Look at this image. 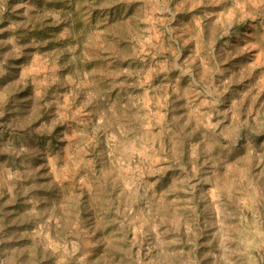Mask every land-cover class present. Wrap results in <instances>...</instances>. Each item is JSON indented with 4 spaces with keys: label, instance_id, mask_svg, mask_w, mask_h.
Masks as SVG:
<instances>
[{
    "label": "rangeland",
    "instance_id": "rangeland-1",
    "mask_svg": "<svg viewBox=\"0 0 264 264\" xmlns=\"http://www.w3.org/2000/svg\"><path fill=\"white\" fill-rule=\"evenodd\" d=\"M0 264H264V0H0Z\"/></svg>",
    "mask_w": 264,
    "mask_h": 264
},
{
    "label": "trees",
    "instance_id": "trees-1",
    "mask_svg": "<svg viewBox=\"0 0 264 264\" xmlns=\"http://www.w3.org/2000/svg\"><path fill=\"white\" fill-rule=\"evenodd\" d=\"M36 31H38L39 33H44V34H46V32H45V30L44 29H40V30H37V29H33V30H31L30 31V33L31 34H36ZM49 35V34H48ZM20 61L21 60H17V63H20ZM29 93L28 92H26V91H24V92H19L18 94H17V99L18 100H22V99H25L26 98V100H30L31 99V97H29Z\"/></svg>",
    "mask_w": 264,
    "mask_h": 264
}]
</instances>
